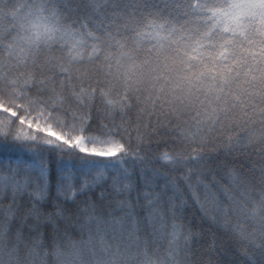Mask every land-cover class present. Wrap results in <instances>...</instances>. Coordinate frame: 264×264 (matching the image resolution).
Here are the masks:
<instances>
[{
    "label": "snow or ice",
    "instance_id": "obj_1",
    "mask_svg": "<svg viewBox=\"0 0 264 264\" xmlns=\"http://www.w3.org/2000/svg\"><path fill=\"white\" fill-rule=\"evenodd\" d=\"M4 199L0 264H264V0H0Z\"/></svg>",
    "mask_w": 264,
    "mask_h": 264
},
{
    "label": "trees",
    "instance_id": "obj_2",
    "mask_svg": "<svg viewBox=\"0 0 264 264\" xmlns=\"http://www.w3.org/2000/svg\"><path fill=\"white\" fill-rule=\"evenodd\" d=\"M65 159L67 160L68 158L65 157ZM217 159H221V160H222V159H223V154H221V156L218 157ZM231 160H232V158L229 157V161H231ZM213 167H215V165H213ZM235 167H236L238 170H240L238 164L235 165ZM221 174H222V173H220L219 169H217V177H216V178L219 179V177H220ZM205 179H207V180L212 179V174L209 173V174L207 175V177H205ZM0 203H2V204H4V205H7L8 200H6V199H4V200H0ZM187 212H188V214L191 215V216H198V215H199V209H198L197 207L193 206L191 203L189 204V206H188V208H187ZM205 227H208V224H207V223H205Z\"/></svg>",
    "mask_w": 264,
    "mask_h": 264
}]
</instances>
